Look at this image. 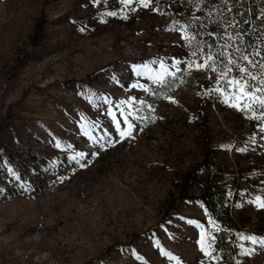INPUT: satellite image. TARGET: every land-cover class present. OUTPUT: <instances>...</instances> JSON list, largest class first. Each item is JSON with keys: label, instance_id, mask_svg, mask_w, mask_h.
I'll return each instance as SVG.
<instances>
[{"label": "rangeland", "instance_id": "1", "mask_svg": "<svg viewBox=\"0 0 264 264\" xmlns=\"http://www.w3.org/2000/svg\"><path fill=\"white\" fill-rule=\"evenodd\" d=\"M181 36L162 0H0V264H221L196 200L161 217L175 171L202 155L185 118L201 90V145L239 191L228 216L247 218L230 264L250 243L239 263L264 264V201L245 192L264 187V124L242 115L241 89L216 94L222 77L176 52ZM31 156L49 159L40 174Z\"/></svg>", "mask_w": 264, "mask_h": 264}, {"label": "trees", "instance_id": "2", "mask_svg": "<svg viewBox=\"0 0 264 264\" xmlns=\"http://www.w3.org/2000/svg\"><path fill=\"white\" fill-rule=\"evenodd\" d=\"M165 10L176 20L181 39L175 46L176 52L195 58L199 63L211 67L215 74L222 77L217 82L216 94L225 99L232 98V92L241 89L244 94L240 99L243 107L242 115L250 125L264 124V0H162ZM185 6L184 12L177 11L173 6ZM40 20L32 28V40L39 37ZM246 57V59H245ZM205 65V66H206ZM246 70V71H245ZM172 81H160V87L171 85ZM206 91L197 94V100L192 108L186 109L185 118L193 125L195 141L202 155L198 162L190 163L184 169L175 171L172 181L173 193L171 200L165 204L162 219L173 214L175 202L196 200L203 208L213 229L211 231L210 247L218 253L221 264H230L234 256L231 254L232 244L237 236H242L246 229V215L238 213L235 217L227 214V204L237 195L236 187L221 181L223 166L216 162L210 154L206 143L208 139L207 111H203L200 101ZM208 94L210 92L208 91ZM243 103L246 104L245 108ZM210 110L208 109V112ZM6 126L5 119H0V129ZM203 129V131L201 130ZM204 139V140H203ZM238 140L241 136L238 135ZM11 154L5 155L10 160ZM75 156L66 155L65 160L74 162ZM47 157L41 159L31 156L30 164L40 169ZM248 170L238 168L237 174L246 177ZM198 186L195 196L194 190ZM252 203L261 204L264 201V187L256 188L249 183L246 186ZM256 232L264 230V216L257 221ZM252 243L238 244L236 264L239 258L248 254Z\"/></svg>", "mask_w": 264, "mask_h": 264}, {"label": "snow or ice", "instance_id": "3", "mask_svg": "<svg viewBox=\"0 0 264 264\" xmlns=\"http://www.w3.org/2000/svg\"><path fill=\"white\" fill-rule=\"evenodd\" d=\"M245 59H246V57H245ZM246 71V70H245ZM261 104H264V99H262L261 100ZM262 206H264V205H262ZM256 241L255 240H253V243H255Z\"/></svg>", "mask_w": 264, "mask_h": 264}]
</instances>
